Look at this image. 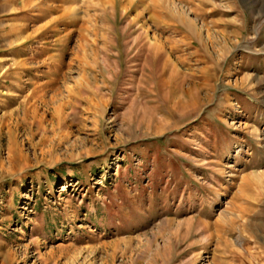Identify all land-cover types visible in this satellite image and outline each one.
Segmentation results:
<instances>
[{"label":"rangeland","instance_id":"obj_1","mask_svg":"<svg viewBox=\"0 0 264 264\" xmlns=\"http://www.w3.org/2000/svg\"><path fill=\"white\" fill-rule=\"evenodd\" d=\"M0 264H264V0H0Z\"/></svg>","mask_w":264,"mask_h":264},{"label":"bare ground","instance_id":"obj_2","mask_svg":"<svg viewBox=\"0 0 264 264\" xmlns=\"http://www.w3.org/2000/svg\"><path fill=\"white\" fill-rule=\"evenodd\" d=\"M174 7V6H173ZM177 12V11H176Z\"/></svg>","mask_w":264,"mask_h":264}]
</instances>
